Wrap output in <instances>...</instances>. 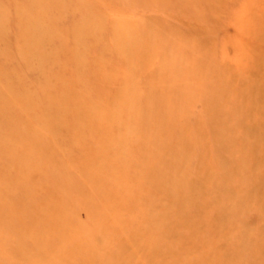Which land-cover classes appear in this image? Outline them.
I'll list each match as a JSON object with an SVG mask.
<instances>
[{"label":"rangeland","instance_id":"374dc122","mask_svg":"<svg viewBox=\"0 0 264 264\" xmlns=\"http://www.w3.org/2000/svg\"><path fill=\"white\" fill-rule=\"evenodd\" d=\"M0 264H264V0H0Z\"/></svg>","mask_w":264,"mask_h":264}]
</instances>
